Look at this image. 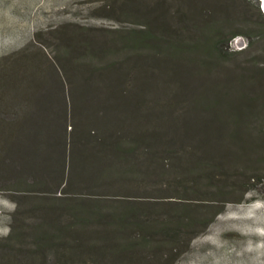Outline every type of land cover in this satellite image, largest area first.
<instances>
[{
  "label": "trees",
  "instance_id": "trees-1",
  "mask_svg": "<svg viewBox=\"0 0 264 264\" xmlns=\"http://www.w3.org/2000/svg\"><path fill=\"white\" fill-rule=\"evenodd\" d=\"M153 2L166 21L111 3L131 25H61L53 53L37 31L36 52L0 56V182L35 206L23 225L20 204L0 264H174L226 202L160 205L264 196V12Z\"/></svg>",
  "mask_w": 264,
  "mask_h": 264
},
{
  "label": "rangeland",
  "instance_id": "rangeland-1",
  "mask_svg": "<svg viewBox=\"0 0 264 264\" xmlns=\"http://www.w3.org/2000/svg\"><path fill=\"white\" fill-rule=\"evenodd\" d=\"M212 1L216 6V0ZM111 3H114L117 11L137 12L141 9L149 12L152 14L153 23L154 18H157L159 23L166 21L164 15L154 14L156 9L153 0H0V56L10 55L21 48L24 50L25 45L33 43L38 46L29 45L30 52H36L35 47L47 43L52 45L48 46V51L53 53L55 47H58L60 35L51 33L61 25H65L63 29L67 32H71L74 26L87 28L89 30L84 31V34L88 36L102 35L103 30H116L131 25L132 23L120 16L119 12L109 11ZM249 5L254 9L260 7L264 12L261 0H249ZM37 31H40V37L43 39L40 45L33 36ZM248 43V39L240 36L233 40L231 48L234 51L241 50L246 48ZM261 82L264 89V80ZM42 170L44 172L48 170L46 165ZM5 180L9 183V179ZM6 183L0 182V245L13 229L14 215L20 204L25 206L24 215L17 217L18 222L25 225L35 220L32 196L27 193L29 198H23L27 195L18 192L11 194L12 191L6 189ZM259 189L264 194V186H260ZM55 190L46 189L48 194L46 197H55ZM255 190L249 189L252 194L246 195L245 198L238 195L225 199L205 198L207 199L205 201L195 197L194 200L173 198L172 203L160 205L167 207L168 210L190 205L188 207L197 211L202 209L217 211L222 207V204H219L226 202V206L210 227L185 249L174 264H264V196L258 191L254 192Z\"/></svg>",
  "mask_w": 264,
  "mask_h": 264
},
{
  "label": "water",
  "instance_id": "water-1",
  "mask_svg": "<svg viewBox=\"0 0 264 264\" xmlns=\"http://www.w3.org/2000/svg\"><path fill=\"white\" fill-rule=\"evenodd\" d=\"M261 5H262V7L264 9V0H261Z\"/></svg>",
  "mask_w": 264,
  "mask_h": 264
}]
</instances>
